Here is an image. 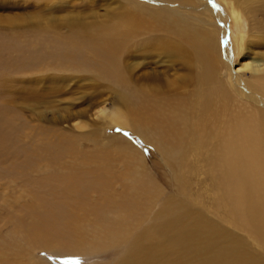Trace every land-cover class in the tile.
Masks as SVG:
<instances>
[{"label":"bare ground","instance_id":"bare-ground-1","mask_svg":"<svg viewBox=\"0 0 264 264\" xmlns=\"http://www.w3.org/2000/svg\"><path fill=\"white\" fill-rule=\"evenodd\" d=\"M153 1L155 5L149 10L142 7L149 6L137 0H122L121 7L125 4L124 12L110 22V25L103 26L102 29L98 28V32L100 33L99 30H101L104 36L115 34V37L122 36L126 41L128 39L132 41L137 37L130 34L132 30L137 31L139 36L144 31L145 36L141 35L143 40L136 45L137 51L133 54V58L136 59L132 68H141L143 63H139V59H156L154 55L157 54L164 58L162 63L177 60L187 74L175 90L169 88L168 83L165 82L154 84L153 77H150L153 76L152 74H146L148 77L137 74L140 70L129 68L134 76L135 86L131 83L128 73L125 74L126 76L121 75L122 70L119 66L118 69L112 64L114 61L100 63L101 70L104 67L107 71L105 74L108 77L104 76L106 82L110 80L111 84L119 89L129 86L134 88L136 95L134 92L132 98L136 99L139 105L136 104V108L132 107L134 112L130 110L123 113L120 110H111L105 114L104 111H98V116L101 114L99 118L108 119V126H116L139 134L156 148L163 163L169 166L168 171L172 172L173 180L176 182L174 186L181 183L182 166L186 162L189 165V157H196V159L212 157L210 163L212 179L216 182L219 200L224 202L225 212H220L223 221L228 226L239 228L244 233L259 239L264 249V75H260L251 83L233 74L227 78H215V71L218 69L221 75L224 66L229 67L236 58L235 54L245 60L238 71L247 70L252 73L264 71V49L262 48L264 47V6L249 15L248 12L242 11L244 13L242 16L248 20V29L242 31L235 26L236 38L231 46L228 43L227 46L225 44L222 59L220 48L218 53L216 51V46L219 47L220 30L227 31L229 17L235 23L242 18L233 11L234 7L227 8L229 11L227 17L228 15L229 17L226 20L224 8L212 7L205 0ZM220 1L224 4L228 3L227 0ZM236 2L238 4V1ZM183 9H190L193 12L197 10V13L192 14L193 23L204 26L188 25L184 21ZM201 12L205 13L202 19L199 18ZM153 18L160 21L163 26H155L154 31L150 33L148 25L146 26L144 22L148 20L147 24L151 22L155 24ZM97 25L94 29H97ZM172 26L178 29L177 35H174L177 37L176 40L169 36L174 34L169 28ZM128 28H131L128 32L129 36ZM72 31H74L73 28ZM126 33L127 36L124 35ZM226 35L228 36L227 32ZM64 36L62 34L61 37ZM72 41L60 42L62 45L56 44L54 50L62 52L64 59L70 61L75 56V49L80 48L79 56L93 62L95 52L88 50L90 48L84 49L77 45L76 40ZM101 44L103 48V43ZM111 44L113 46V43ZM89 45L91 43L87 46ZM107 46L105 45L106 48L110 47V45ZM95 47L94 45L93 48ZM230 48H233L232 54ZM250 48L254 49L251 53H249ZM97 49L101 48L97 47ZM109 53L108 56L104 55L106 61L110 57ZM249 55L259 57L260 60L257 61ZM172 57L176 59L169 60ZM249 58L250 62L247 61ZM172 63L171 66L174 67L175 62ZM95 65L91 64L92 68L89 70L98 71ZM194 66L199 72L192 76L191 67ZM199 79L202 81V87L198 85L200 92L193 95L192 91L188 93L187 86L190 87ZM147 81L156 87H150L152 85H147ZM140 82L141 85H139ZM138 85L145 91H139ZM77 124L75 123L76 126H74L76 130L83 129L82 124ZM81 135L79 134L78 137H83ZM104 138L106 143L102 148L108 149L106 152L103 149L104 153L97 152L96 148L93 151H81L76 146V137L58 144L64 147L62 151L66 147L68 152H59L56 159L52 160L49 154H46L40 160V154L37 151L35 168L32 171L38 180L41 177L44 178L41 187L48 185L47 194L49 193L54 199L52 203H48L50 206L48 208L36 203L34 206L36 215L45 216V219L43 218L45 221L73 223L72 229L80 227L78 230L83 229L84 223L81 222H96L92 223L89 229L91 230L89 236L94 238L95 248L99 251H113L112 249L123 251L119 258L112 257L114 259L107 262L108 264H180L184 249L187 251V258L191 254L188 248L189 242L195 239V235L199 232L205 236L202 238L205 257L197 264H264L263 257L251 256V260L247 261L245 254L244 256L238 254L236 245L215 247L214 238L217 237V229L213 227L206 229L209 223L200 222L196 219L194 212L188 214L187 206L183 205L186 202H183L181 206L178 203L180 201L174 200L173 196H166V187L158 184L151 176L152 173L144 170L145 159L137 151L138 149H134L132 144L130 145L120 136ZM110 142L113 143L110 145ZM217 161L220 162L221 177L219 178L215 177L214 171V164ZM51 163L54 164L56 174L47 177V173L52 168ZM196 206L197 202L193 204L195 211ZM21 236L12 232L11 237L8 238L9 245L13 247V249L10 248L11 251L20 258L23 256L19 255L18 246L25 244ZM88 242H90L89 239ZM46 250L45 252L54 253L52 246ZM92 258L96 257L92 256ZM30 261H33V256L30 257Z\"/></svg>","mask_w":264,"mask_h":264},{"label":"rangeland","instance_id":"rangeland-1","mask_svg":"<svg viewBox=\"0 0 264 264\" xmlns=\"http://www.w3.org/2000/svg\"><path fill=\"white\" fill-rule=\"evenodd\" d=\"M137 1L149 6H142L149 10L152 9L150 7L155 5L153 0ZM236 1H238V4ZM205 2L210 3L209 5L212 7L219 8L220 6L224 8L226 20L229 17V15L227 17V14H229L227 8L229 7H234L233 11L242 16L244 14L242 11L248 12L249 15L264 6L263 0H232V3L227 0L228 3L225 2V4L223 1L219 2V0H205ZM121 4L122 0H0V264H108L107 262L115 257L119 258L123 253L118 249H112L113 251L109 250V252L108 250L99 251L95 248L94 238L89 236L91 235L89 229L90 225L96 222H81L84 223L83 229L78 230L80 227L72 229L73 223L64 224L45 221L43 220L45 216H38L35 213L34 206L36 203L48 208L50 207L48 203H52L54 199L49 193L47 194L48 185L44 188L41 187L44 178L41 177L38 180V177L34 176L36 155L40 154V160L46 154H49L50 159H56L59 152H68L66 147L62 151L61 149H64V147L58 144L74 137L77 138L76 146L81 151H93L96 148L97 152H103L104 148L102 147L106 143L104 137L120 136L125 138L130 145L132 144L131 146L134 149H138L140 155L144 156V170L152 173L153 179L158 184L166 187V196H173L174 200L180 201L178 203L181 206L183 202H186L183 205L187 206L186 211H188V214L194 212L196 219L200 222L209 223L206 229L208 227L217 229V237L214 238L215 247L236 245L238 254L243 256L245 254L247 261L251 260V256L264 258V249L259 243V239L244 233L239 228L236 229L230 225L229 227L223 221L220 212H225L223 210L224 202L219 200L218 191L215 187L216 182L212 179V168H210L212 157L201 159L200 157L197 159L196 157H189V165L186 162L182 166L181 183L174 186L176 182L173 180L172 172L168 171L169 166L163 163L156 148L139 134L116 126H108V119L99 118L101 114L98 116V111H104L106 114L111 110H120L125 113L139 105L137 100L132 98L134 92L136 95L134 88L131 86L124 89L116 88L108 78H106L107 82L104 79L108 77L105 74L107 71L104 70V67L101 70V64L114 61L112 64L116 65V68L118 66L121 68V75L126 76L125 74L128 73L131 83L136 86L135 81L133 82L134 76L130 73L129 68H135H132L135 62L134 59H136L133 58V54L137 51L136 45L143 40L141 35L145 36L144 31L139 36L136 33L137 31L132 30L133 33L130 34L137 36L132 41L130 39L126 41L122 36L115 37V34L104 36L101 30H99L100 33L98 32V28L110 25V22L124 12L125 4L122 7ZM187 10H182L185 14L184 21L188 25H197L193 23L192 14L198 11ZM202 17H205V13L201 12L199 18L202 19ZM154 20L155 24L153 22L147 24L148 20L144 22L146 26L148 25L150 33L154 31L155 26H163L160 21ZM227 21L228 29L227 31L220 30L219 47L216 46L217 53L220 48L222 59L223 48H226L225 44L227 46L228 43L231 46L236 38V35H234L235 26L242 31L248 29V20L245 16L236 20V23L230 17ZM95 25H97V29H94ZM72 28L74 31H72ZM169 28L172 29L171 32H174L169 36L176 40L177 37L174 35H177L178 29L175 26ZM128 29L127 33L131 28ZM226 32L228 36H225ZM127 33L124 35L127 36ZM62 34L65 35V39L61 37ZM99 36L101 37L99 38ZM74 39L77 45L79 44L84 49L90 48L88 50L95 52V56L92 58L93 62L86 61L79 56L81 53L80 48L75 49V56L70 61L64 59L62 52L54 50L56 44L61 46L60 42H71L72 40V42H75ZM96 42H98V45H96ZM87 43H91V45L87 46ZM101 43H103L105 50L102 48ZM111 43H113V46ZM94 45L96 46L95 49L93 48ZM105 45L106 47L110 45V47L106 48ZM97 47L102 50L97 49ZM262 48L264 49V47ZM230 49L232 54L233 48ZM252 50L254 49L250 48L249 53ZM108 52H110V57L106 61L104 55H107ZM235 55L236 58L230 63V66H224L221 75H219L220 71L218 69L215 71V78H227L233 74L251 83L258 79L260 75H264V71L259 73H252L247 70L244 72L238 71L245 60L243 57L239 58L237 54ZM253 55L249 56L253 57ZM154 56L156 59H139L138 62L143 63V65H141V68L136 67L134 70H140L137 74H152L153 76L150 77H153L154 84L165 82L168 83L169 88L176 90L181 81L184 80L185 74H187L186 71L181 68L180 62L177 63V60H172L176 57L169 58L172 61H167L168 63H162L164 58L161 55L155 54ZM253 58L257 61L260 60L259 57ZM247 61L250 62V58ZM117 62L120 65H117ZM172 62H175L174 67L171 66ZM91 64H96L95 68L98 71L89 70V68H92ZM191 69L193 70L192 76L199 72L195 66ZM139 85H141V82ZM139 85L137 89L144 92L143 87ZM147 85L150 86L152 83L147 81ZM198 85L202 87L200 79L190 87L187 86L188 93L191 91L192 95L199 93L200 87ZM150 87L155 88L156 86L152 85ZM75 123H78L77 125L82 124L83 129L76 130L74 128ZM90 126L91 130L89 131ZM91 131L94 132L85 135ZM79 134H82L83 137H78ZM112 143L110 142V145ZM107 150L104 149V152ZM219 165V161L214 164L216 178L221 177ZM51 167L47 177L56 174L53 163H51ZM195 202H197L196 211L194 210L195 206L193 207ZM13 229L15 230L13 231ZM12 232H16L19 236L22 235L21 237L25 240L24 245L18 246L20 248L19 255H22V258L16 257L11 251L13 247L9 245L8 238L11 237ZM204 237L202 232L195 235V239L189 242L188 248L191 254L187 258V251L184 249L180 264H197L198 261L203 260L205 255L204 240L202 238ZM88 239L90 242H88ZM237 243L239 244L237 245ZM50 246L54 247V253L45 252ZM35 250L36 252H34ZM92 250L96 252L93 253ZM31 256H33V261H30ZM92 256L96 258H92Z\"/></svg>","mask_w":264,"mask_h":264}]
</instances>
